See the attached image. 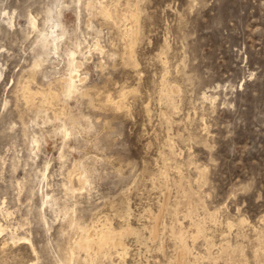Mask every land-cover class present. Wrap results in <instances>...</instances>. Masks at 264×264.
I'll return each mask as SVG.
<instances>
[{"label": "rangeland", "instance_id": "obj_1", "mask_svg": "<svg viewBox=\"0 0 264 264\" xmlns=\"http://www.w3.org/2000/svg\"><path fill=\"white\" fill-rule=\"evenodd\" d=\"M0 264H264V0H0Z\"/></svg>", "mask_w": 264, "mask_h": 264}, {"label": "bare ground", "instance_id": "obj_2", "mask_svg": "<svg viewBox=\"0 0 264 264\" xmlns=\"http://www.w3.org/2000/svg\"><path fill=\"white\" fill-rule=\"evenodd\" d=\"M135 15V14H134ZM61 24V23H60ZM50 35V34H49ZM53 38H55L54 36H52V39ZM46 42H48L47 40H46V38H44L43 40H42V43H46ZM64 86H65V89H66V92H71L72 91V89H73V86H74V79H73V77L72 76H69L68 77V79L65 81V83H64ZM105 233H108V232H105ZM110 233V232H109ZM105 235V234H104ZM86 236V235H85ZM105 236H107V235H105ZM102 237V236H101ZM88 238V237H87ZM90 238V237H89ZM105 239V238H104ZM107 239H109V238H107ZM89 240V239H88ZM92 240V239H91ZM99 240V242H100V239H98ZM104 241V240H103ZM109 241V240H108ZM90 243V242H89ZM88 244V243H87ZM100 244V243H99ZM104 244V243H103ZM89 245H91V243L89 244ZM102 246V245H101ZM100 247V246H99ZM103 249H104V247H103ZM88 250V249H87ZM86 251V250H85ZM99 251V250H98ZM102 251V250H101ZM88 252V251H87ZM94 255V254H93ZM93 257V256H92ZM91 257V258H92ZM181 257V256H180ZM90 259V258H89Z\"/></svg>", "mask_w": 264, "mask_h": 264}]
</instances>
